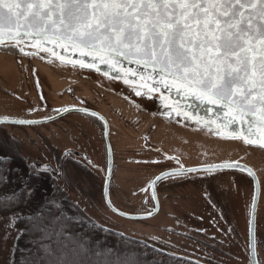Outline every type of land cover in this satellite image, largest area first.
I'll list each match as a JSON object with an SVG mask.
<instances>
[{"label": "rangeland", "instance_id": "374dc122", "mask_svg": "<svg viewBox=\"0 0 264 264\" xmlns=\"http://www.w3.org/2000/svg\"><path fill=\"white\" fill-rule=\"evenodd\" d=\"M37 58L0 49V117L39 120L72 108L102 114L110 126L113 151L109 197L118 210L128 214L147 212L151 206L150 181L175 166L162 158L160 149L180 158L185 168L225 161L252 165L260 181L256 239L258 258L264 264L263 150L230 136L169 123L147 113L109 80L101 81L94 73L54 60L32 61ZM67 149L86 154L98 168L107 167L101 127L91 116L70 112L46 123L0 124V155L11 157L6 160L8 182L0 195L15 192L34 174L39 179L30 188L33 202H63L77 217L204 264H250L247 237L253 188L245 175L218 170L165 178L156 186L158 197L164 199L160 210L145 219H130L108 208L103 194L104 173L83 159L72 155L64 158L60 178L48 170L35 174L34 169H40L35 162L57 169ZM127 157H152L161 164L145 159L125 163ZM224 193L228 220L222 223L214 209ZM181 218L189 219L190 225L179 223ZM15 219L14 214L0 213V264H11L13 244L20 232Z\"/></svg>", "mask_w": 264, "mask_h": 264}, {"label": "snow or ice", "instance_id": "6c2138e0", "mask_svg": "<svg viewBox=\"0 0 264 264\" xmlns=\"http://www.w3.org/2000/svg\"><path fill=\"white\" fill-rule=\"evenodd\" d=\"M26 46L31 50L26 51ZM9 47L27 56L47 53L62 65L94 68L97 72V61L113 71L115 64L136 65L120 77L125 83H130L129 73L134 80L137 69L142 68L145 78L155 79L151 91L162 85L169 92L174 89L177 95L206 103L210 111L223 112L221 127L215 130L218 134L237 116L242 123L251 116L247 132L233 131L230 138H242L245 144L264 148V135L252 130L259 123L264 133V0H0V49ZM69 53H78V58L73 59ZM133 90L137 96L150 95ZM8 119L0 117V122ZM204 127L211 128V123L205 122ZM10 159L0 155V162ZM168 159L179 163L177 157ZM218 167L246 168L239 162L225 161L222 165H207L204 170ZM49 168L45 164L34 171L39 175ZM195 171L181 165L160 173L150 184L154 187L165 178ZM247 172L255 179L252 169ZM7 182L8 178L0 175V184ZM16 199V192L2 194L0 206L6 207ZM255 203L254 192L248 220L250 241ZM10 220L14 223V218Z\"/></svg>", "mask_w": 264, "mask_h": 264}, {"label": "trees", "instance_id": "16d2710c", "mask_svg": "<svg viewBox=\"0 0 264 264\" xmlns=\"http://www.w3.org/2000/svg\"><path fill=\"white\" fill-rule=\"evenodd\" d=\"M8 167L6 160L0 162V175L6 176ZM38 179L31 174L15 191L18 199L0 206L1 214L16 215L20 230L11 264H203L77 217L63 202L31 201L28 190ZM5 186L0 184V192Z\"/></svg>", "mask_w": 264, "mask_h": 264}, {"label": "water", "instance_id": "95a60500", "mask_svg": "<svg viewBox=\"0 0 264 264\" xmlns=\"http://www.w3.org/2000/svg\"><path fill=\"white\" fill-rule=\"evenodd\" d=\"M25 50L29 51L31 49L26 46ZM57 51L60 52L61 54H63L62 50L57 49ZM69 54L72 55L73 59L78 58V55H79L78 53H75V54L69 53ZM38 56H40L43 59H49V60H54V61L60 62L57 58L52 57V56H50V54H47V53H40ZM97 64L100 68L99 72H97L94 68H92L90 70L98 73L99 75H101L104 78H108L109 81L112 84H114L119 89V91L121 93H123L124 95H126L129 98L133 97L136 101H138L140 103L141 107L144 108L145 110H147L148 112H152V113L164 116L167 119H169L170 121H174L177 123H183V125H189L192 127L199 128L200 130H203L206 132L218 134L215 130L218 127H221L220 119H222L224 116L223 112L210 111L209 110L210 106L207 105L206 103L201 104L200 101L196 100L194 97H190V96L184 97L183 95H177V93L174 89L171 92H169L162 85L157 86V89L155 91H151V89L153 88V85L155 84V79L151 78V77L145 78L146 74L143 73L142 68L137 69L134 80H133L132 74L129 73L127 76V80L130 83H125V79L120 78V77L123 76V74L128 70V68L136 69V67H137L136 65L128 64L127 62H125L123 65L115 64L114 65L115 71H113L112 68L100 63L99 61H97ZM86 69H89V68H86ZM148 71L150 72L151 69H149ZM105 72L108 73L107 76H105V74H104ZM114 77H116V78H114ZM134 88L136 91L150 92V95H148V96H145V95L137 96L135 94V91L133 90ZM77 109H81V108H72V109H68L67 111H62L59 114L52 116L51 119H49V117H48V118L36 120L37 121L36 124L51 121L53 119H56L60 116L65 115L69 112H79V113H83V114L90 115V116H93L92 113H96V115L93 117L97 118L102 123V125L104 127V139H105V143H106V152H107V168H106L105 177H104L103 194H104V199H105V202H106L108 208L110 210H112L114 213L121 215L123 217H126V218H130V219H145V218H148V217L155 215L156 211H157V202L158 201L156 198L155 186L153 187L152 185L150 188V195H151L152 200L154 202L155 208L152 211H150L152 213L151 216H149L148 213H145V214H128V213H125V212L118 210L112 204L110 197H109V183H110L111 170H112V150H111V146H110V143L108 140L107 122L102 117V115L98 114L95 111L87 110V112H84V111H78ZM177 112H179L180 115H177ZM185 113H187V118H185ZM257 119H258V116H257ZM197 120L201 121V123L197 124L196 123ZM251 120H252V117L248 116V117H245V121L242 123L240 121V118L237 116L236 121L232 125H230L227 129H224L223 133L219 134V135L231 137V134L233 131H236L238 133H246L248 127L250 126L248 122ZM205 122L211 123V128L204 127ZM3 123H15V122L12 120L0 122V124H3ZM16 124H19V123H16ZM252 130L254 132H256L257 135H264V133H261V131H260L259 123H257L255 125V127H253ZM240 140H242V142H243L242 138ZM262 142H264V141H262ZM249 145L259 147L257 144H249ZM67 154H71V155L78 156V157H83L84 159L88 160V162H90L89 159L86 156H84L83 154L76 152L74 150H67L60 157L59 166H58L57 171L51 165H50V168L48 169L57 178H60L62 160ZM165 156H166V158L174 157V156H169L167 154ZM171 160H175V159H171ZM222 164L223 163L216 164V165H222ZM239 164L246 166L244 171H241L240 168H225V167H218V168L212 169L210 171H218V170L237 171V172H241V173L247 175L252 180V188H253L252 189V196H253V193L255 192L256 203H255V206L252 208L253 215H252L251 219L253 221V225H252L251 241L249 239V230H248V255L251 251L252 255L251 256L249 255L250 264H259V261L257 258V252H256V213H257V206H258V201H259V196H260V184H259V180H258L257 175H256L255 179L252 176L248 175L247 169L250 168L249 166H247L246 164L240 163V162H239ZM35 165H36V167L41 168V166L45 165V164L35 162ZM206 166L207 165L197 166V167H193V168L198 170L195 172H208V171L204 170ZM250 169H252V168H250ZM187 173L188 172H185L183 174H187ZM190 173H193V172H190ZM106 191H107V195L105 194ZM154 196H155V198H153ZM109 201H110V203H109ZM251 205H252V198H251ZM250 242L253 245L252 249H249V243Z\"/></svg>", "mask_w": 264, "mask_h": 264}, {"label": "flooded vegetation", "instance_id": "af4514ba", "mask_svg": "<svg viewBox=\"0 0 264 264\" xmlns=\"http://www.w3.org/2000/svg\"><path fill=\"white\" fill-rule=\"evenodd\" d=\"M6 50L9 52V53H12V54H14V55H16V56H21V57H30V56H27V55H24V54H22V53H20L19 51H17L16 50V48H12V47H9V48H6ZM34 60H37L38 61V63H44V62H47L48 60H45V59H40V58H37V59H32V61H34ZM67 66H71V65H67ZM78 69H80V70H82V71H85V72H88V73H93V71L92 70H89V69H86V68H84V69H81V68H79V67H77ZM102 77V76H101ZM103 79H100L101 81H108L109 79L108 78H104V77H102ZM64 111V110H63ZM60 112H62V111H60ZM60 112H58V113H56V114H54V115H52V116H55V115H57V114H59ZM70 113V112H69ZM148 113V112H147ZM98 114H100V113H98ZM149 114H153V115H157V114H154V113H150L149 112ZM66 115V114H65ZM100 115H102V114H100ZM52 116H49V117H52ZM64 116V115H63ZM88 116H90V115H88ZM60 117H62V116H60ZM60 117H58V118H60ZM102 117L106 120V122H107V125H108V140H109V143H110V139H109V132H110V126H109V123H108V121H107V119L102 115ZM160 117H162V116H160ZM91 118L93 119V120H95L98 124H99V126L101 127V131H102V136H103V139H104V127H103V125H102V123L97 119V118H95V117H93V116H91ZM164 119H166L165 121H167V122H169V123H173V122H170V121H168V119L166 118V117H163ZM57 119V118H56ZM53 120H55V119H53ZM52 121V120H51ZM48 122H50V121H48ZM46 123V122H45ZM3 124H9V123H3ZM14 124H16V123H14ZM40 124V123H39ZM178 125V124H177ZM104 143H105V139H104ZM248 146H250V147H256V148H258V149H261V150H263V152H264V149L263 148H260V147H257V146H253V145H249V144H247ZM110 146H111V143H110ZM105 147H106V143H105ZM67 150H70V149H67ZM67 150H65V151H67ZM111 150H112V146H111ZM254 150V149H253ZM64 151V152H65ZM75 151V150H74ZM260 151V150H259ZM63 152V153H64ZM76 152H78V151H76ZM158 152L160 153V155L162 156V158L163 159H166V160H169V161H171L172 163H174L175 164V166L174 167H170L169 168V170L168 171H170V170H172V169H176V168H179L180 167V165H183V163H182V161H181V159L180 158H178V160H179V163L177 162V160H171V159H168V158H166V153H164V151L163 150H158ZM262 152V151H261ZM263 152L262 153H260V154H263ZM62 153V154H63ZM80 153V152H79ZM61 154V155H62ZM81 154H83V153H81ZM68 155H71V154H67L64 158H66ZM84 156H86L88 159H89V161L90 162H88V160H86V159H84L83 157H78V156H75V157H77V158H80V159H83L87 164H89V165H91V166H93V167H95V168H98V167H96L93 163H92V161H91V159H90V157L89 156H87L86 154H83ZM72 156H74V155H72ZM61 157V156H60ZM106 157H107V152H106ZM174 157H176V156H174ZM64 158H63V160H64ZM148 159H145V158H142V157H127V160H126V162L125 163H127V162H134V161H136V160H141V159H145V160H149L151 163H155L156 165H160L161 164V162L160 161H157V159H153L152 157H147ZM63 160H62V162H63ZM112 161H113V151H112ZM158 162V163H157ZM242 163V162H241ZM246 164V163H245ZM247 165V164H246ZM248 166H250L253 170H254V168H253V166L252 165H248ZM183 167H184V165H183ZM113 168V167H112ZM185 168V167H184ZM99 170H101L103 173H104V170L102 169V168H98ZM255 171V170H254ZM256 172V171H255ZM240 174H241V176L242 175H245V174H243V173H241V172H239ZM257 174V173H256ZM258 176V175H257ZM245 177H247L249 180H250V182L252 183V181H251V179L248 177V176H246L245 175ZM259 179V178H258ZM154 180V179H153ZM111 181V180H110ZM158 182H160V181H158ZM158 182L156 183V185H155V192H156V198H157V211H156V213L158 212V210H160V208L163 206V202H164V199H163V196L162 195H159V197H158V195H157V190H156V186H157V184H158ZM260 182V181H259ZM109 187H110V184H109ZM150 188H151V184H149V192H150ZM167 190V187H165L164 188V191H166ZM226 199H227V194H223V196H222V201L221 202H219L215 207H216V209H214V211H215V213H217L218 214V216H219V218H220V221H222V223H225L227 220H228V217L227 216H225V211H226V208L224 207L225 206V202H226ZM155 208V206H154V202H153V200H152V198H151V206H149L148 208H147V212H150V211H152L153 209ZM177 220H179V223H186V224H188V225H190L188 222H190V220L189 219H187V220H185V219H183V218H181V219H177ZM191 223V222H190ZM256 249H257V239H256ZM247 253H248V237H247ZM257 253H258V250H257Z\"/></svg>", "mask_w": 264, "mask_h": 264}]
</instances>
